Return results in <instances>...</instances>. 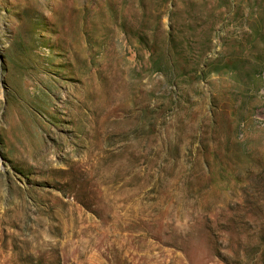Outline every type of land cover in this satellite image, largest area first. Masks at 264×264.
<instances>
[{
    "label": "rangeland",
    "instance_id": "374dc122",
    "mask_svg": "<svg viewBox=\"0 0 264 264\" xmlns=\"http://www.w3.org/2000/svg\"><path fill=\"white\" fill-rule=\"evenodd\" d=\"M0 264H264V0H0Z\"/></svg>",
    "mask_w": 264,
    "mask_h": 264
}]
</instances>
